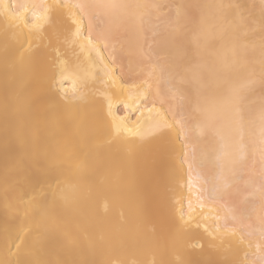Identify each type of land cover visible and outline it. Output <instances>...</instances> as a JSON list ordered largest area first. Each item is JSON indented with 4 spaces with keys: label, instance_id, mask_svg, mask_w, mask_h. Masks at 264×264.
Instances as JSON below:
<instances>
[{
    "label": "bare ground",
    "instance_id": "bare-ground-1",
    "mask_svg": "<svg viewBox=\"0 0 264 264\" xmlns=\"http://www.w3.org/2000/svg\"><path fill=\"white\" fill-rule=\"evenodd\" d=\"M0 264H264V0H0Z\"/></svg>",
    "mask_w": 264,
    "mask_h": 264
},
{
    "label": "rangeland",
    "instance_id": "rangeland-1",
    "mask_svg": "<svg viewBox=\"0 0 264 264\" xmlns=\"http://www.w3.org/2000/svg\"><path fill=\"white\" fill-rule=\"evenodd\" d=\"M172 10H173V8H170V7H169V8H167V9L164 10V13H165V14H170ZM163 23H164V21H163V20H160L159 23H158V26H159V27L164 26Z\"/></svg>",
    "mask_w": 264,
    "mask_h": 264
}]
</instances>
